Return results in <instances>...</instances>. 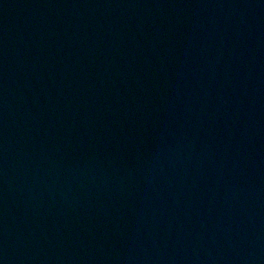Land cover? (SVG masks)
I'll list each match as a JSON object with an SVG mask.
<instances>
[{
    "label": "water",
    "instance_id": "obj_1",
    "mask_svg": "<svg viewBox=\"0 0 264 264\" xmlns=\"http://www.w3.org/2000/svg\"><path fill=\"white\" fill-rule=\"evenodd\" d=\"M205 0H0V264H64L143 96Z\"/></svg>",
    "mask_w": 264,
    "mask_h": 264
}]
</instances>
